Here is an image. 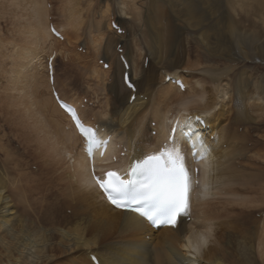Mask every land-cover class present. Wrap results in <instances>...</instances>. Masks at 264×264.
I'll return each mask as SVG.
<instances>
[{
	"label": "bare ground",
	"instance_id": "6f19581e",
	"mask_svg": "<svg viewBox=\"0 0 264 264\" xmlns=\"http://www.w3.org/2000/svg\"><path fill=\"white\" fill-rule=\"evenodd\" d=\"M151 1L157 2L156 0ZM5 4L10 8L11 16H18V19H22V12L28 5V16L34 30L32 37L36 39V49L42 50L43 54H47L46 57L55 55L57 45L61 41L57 40L49 30L50 25L53 24L49 20L52 12L55 11L51 0H7ZM12 7L20 10V13L12 12ZM187 7L192 15L200 11V8L191 1L187 2ZM108 11L107 7L104 13L106 14ZM80 12L74 10L72 0H66L62 6L60 13L62 22L56 23V26L53 25L54 30L64 37V42L71 43L74 30L82 26ZM123 14L125 15V12ZM104 19L103 17L95 26L104 29ZM142 25L146 29L145 33L141 36L140 41L136 37L133 42L136 65L140 64L138 61L141 58V53L139 52H144L150 64L159 72L166 68H174L175 58L187 56L186 52L188 51L184 50L183 47L176 49L177 40L170 32L167 19L163 18V14L159 10L152 9ZM186 27L191 29L190 24H186ZM192 39L203 48L205 55L208 57L214 55L212 46L215 42H213L214 35L209 33L195 34L192 35ZM103 40L102 30H99L98 35L94 36L92 41L97 51L101 48ZM253 43L254 45L251 47L253 55L251 57L255 63L260 64L263 62L261 58L264 59V44L258 45L257 41ZM237 46L239 45L237 44ZM128 47V40H126L125 48L127 50L125 49V53L130 56L128 55ZM114 49L115 46H111V43L107 42L101 57V60L111 59V57L114 59L111 62L113 69V74L110 77L111 81L113 80L112 85L104 86L110 81V78L107 76L108 81L103 75V71L97 69L96 65H93L91 74L95 77L94 80L97 79V82H104L102 90H106V94L115 95V100H109L111 94L108 99L104 98L106 101L103 103L98 98L96 108L99 109L96 115L93 114L94 120L88 119L86 111L81 109L82 103L78 99L65 97L66 99L62 98V100L77 106L83 120L90 126H98L101 136L111 135V144L105 158L96 162L98 170L103 169L104 166L108 167L110 160L114 157H118V162L112 164L113 167H128L134 157L151 155L161 150L163 144L168 140L171 128L177 126L179 122L195 116H200L205 120L206 123L200 126L198 131L207 151L197 148L199 158H201V163L198 165L200 188H194L192 192L191 222L185 221L177 229L159 228L155 230L147 223L142 222L141 218L135 214H126L111 207L92 183L88 172V161L83 153L84 142L77 135L68 116L56 105L52 97V87L47 83V94H41L37 99V103L38 100L41 103V112L38 110L41 117L37 116L38 114L35 112L37 117L32 116L33 120L36 118L35 123L31 120L30 115L27 116L30 118H28L29 121H32L30 126H40V139L49 148L50 156L51 153L53 154V160L68 162L66 163L70 172V185L72 187H68L69 190L67 188L69 194H67V198L65 197L64 203L54 204L50 202L51 194L33 191L29 183L14 187L11 194H8L7 185L0 177V264H178V259H182L183 264H259L258 255L264 258V236L262 232L258 236L257 257L254 256L253 246L247 245L248 239L244 236L245 233L240 235L243 239L238 244L240 258L234 262L229 260V254L233 250L228 253L229 250L224 249V246L230 248L231 244L234 243L229 232L228 235L223 234L226 235V238L221 240L223 243L218 244L219 242L215 238L218 229L222 231L226 229L225 217L228 213L226 204L230 203L227 199L218 198L221 197L224 184H219L221 179L216 176L218 149L228 146V141L223 139V135L216 128V124H220L224 115L223 104L228 100V90L222 89L221 97L216 98L217 102L213 103L205 96L207 88L203 85L197 84L195 86L191 83H182L185 88L180 90L171 82L167 83L166 78L168 77L172 80H180L176 73H164L163 77H161L162 74H158L162 79L159 84H156V81L146 74L144 75L137 67L134 68V63L132 64V60L125 54L124 58L130 67L129 77L132 76V68L135 72L130 79L135 86L136 91L134 92L125 83L126 70ZM224 50L226 51V49ZM234 53L239 54L241 52L234 47ZM99 56L97 55V58ZM31 57V54H27L23 58L19 57L22 61L19 62L18 59L17 61L18 64L22 63L21 68L19 67L21 70L26 69L27 74L31 71L32 81L37 87L40 55L35 56L30 66ZM16 58L18 57L16 56ZM84 67L87 69L89 64L84 65ZM223 74L221 72L216 76L223 77ZM16 76L18 77V74ZM24 98L25 96L22 97V99ZM260 100V98L255 100L256 103L253 102V106H259L263 103ZM30 103L32 104V102ZM174 106L178 108V115L172 120ZM39 107V105H35V108L38 109ZM35 108H33L34 111ZM149 120H151V125L153 122L156 123V128L153 129L155 137H153V131L149 132ZM213 138L216 139V142L211 140ZM190 145H193L192 141L186 142L182 139L179 142V147L185 156L186 166L194 169L195 163H192L193 159L190 157ZM125 151V157L120 158ZM24 190L29 191L25 192ZM64 192L66 193V191ZM227 193L225 192L222 197L229 196ZM213 201L214 203L217 201L218 205H221L220 210L216 209V211L213 206H210ZM66 205H70L73 210V216L70 218L64 216V206ZM40 208L41 211L44 208L45 210H43L51 215V219L57 225L56 236L58 241L55 244H51L52 236L48 237L33 222V217L39 214L37 211ZM25 210L30 214L29 219L23 213ZM202 234L208 240L207 247L200 248L198 254L190 253L186 247L188 240L191 239L195 247L198 237ZM72 236L74 239H71ZM237 239L238 237L233 240ZM81 250L83 251L80 252ZM70 252L77 254V257L68 260L67 256L70 255ZM193 256L195 259H192ZM93 259L96 262H93Z\"/></svg>",
	"mask_w": 264,
	"mask_h": 264
},
{
	"label": "rangeland",
	"instance_id": "374dc122",
	"mask_svg": "<svg viewBox=\"0 0 264 264\" xmlns=\"http://www.w3.org/2000/svg\"><path fill=\"white\" fill-rule=\"evenodd\" d=\"M6 1L0 0V177L7 185L8 194H11L14 187L29 183L33 191L51 194L50 202L64 203L65 197L67 198L69 194L67 188L72 187L68 162L53 160V154L51 153L50 156L49 148L40 139V126H30L32 121L29 119L33 120L34 116L41 117V114L39 115L41 103L40 100L37 103V99L41 94H47L46 85L48 83L51 86L50 79H53L51 87L60 98L78 99L88 119L94 120L93 114L96 115L99 109L96 108L98 98L103 103L110 96V101L115 100V95L106 94V90H102L104 82L94 80L95 77L91 74L92 67L96 65L108 80L113 74L111 62L114 59L111 57L101 60L104 54L103 48L107 42H110L111 46H115V54L120 57L118 49L121 48L122 56L125 57L126 40H128L130 56L127 54L126 56L132 60L134 68L137 67L144 75L156 81V84L161 82L164 73H176L182 83H191L195 86L199 84L207 88L205 96L213 103L217 102L216 98L221 97L222 89L228 90V100L223 104V118L220 124H216L223 139L228 141V146L218 149L216 176L221 179L218 183L224 184L221 197L218 198L227 199L230 203L226 204L228 209L225 217L226 229L223 231L218 229L215 238L218 244L223 243V238H226L223 234L228 235L229 232L234 243L230 248L224 246V249L229 250L228 253L233 250L231 255L229 254V260L234 262L240 258L238 244L243 240L240 235L245 233L244 236L248 239L247 245L253 246L254 256L257 257L258 236L261 232L264 236V152L262 151L264 149V59L260 57L263 62L255 63L251 57L253 55L251 47L254 41H257L258 45L264 44V0H156L157 2L72 0L74 10L81 11L82 26L74 30L71 43L64 42L62 35L63 39L56 38L61 42L57 45L56 58L51 65H48L50 57H46L47 54H43L39 48L36 49V39L32 37L34 30L28 16V5L22 12V19H18V16H11ZM65 1L51 0L55 11L52 12L49 21L55 26L56 23L62 22L60 13ZM188 1L194 2V5L200 8L195 15L188 10ZM107 7L109 11L105 14ZM152 9L159 10L163 18L167 19L170 32L177 40L176 49L183 47L188 51L187 56L174 59L176 60L174 68H166L160 72L157 68H153L144 52H139L141 53L139 65H136L134 59V39L137 37L139 41L141 40V36L146 31L142 22ZM11 11L20 13L15 7H12ZM102 16L105 18L104 29L95 26L103 19ZM186 24H190L191 29H188ZM19 25L20 27H17ZM99 30H102L104 40L97 51L92 41ZM205 33L214 35L215 38L212 45L214 55L211 57L205 55L203 48L192 39V35ZM141 47L144 48L143 43ZM234 47L241 53L235 54ZM12 52L17 54L18 58ZM27 54L32 55L30 66L35 56L40 55L37 87L32 81L31 71L27 74L26 69H20L22 63L18 64V61H22L19 57L23 58ZM97 55H100L99 58ZM87 64H89L88 70L84 67ZM105 64L109 65L108 69H105ZM50 72L53 73L51 78ZM221 72L224 73L223 77L216 76ZM133 73L135 72L132 68L131 77L134 76ZM158 74H162L161 77ZM111 82L113 80L111 81L110 78L104 86H111ZM24 96L25 98L22 99ZM258 98L263 103L253 106V102L256 103L255 100ZM34 102L40 106L38 109L35 108ZM173 111L172 120L178 115V108L174 106ZM27 115H30V118ZM150 123L151 120L148 122L149 132L153 131L154 135L153 129L156 128V123L153 122L152 125ZM211 140L216 142L215 138ZM258 174L262 175L260 181L256 180ZM225 192H228L229 196L222 197ZM257 194L262 198L259 203L256 201ZM211 204L213 209L220 210L221 205L219 206L217 201ZM43 209L37 211L39 214L36 213L33 222L48 237L52 236L51 244H55L58 241L57 225L51 219V215ZM23 213L29 219V212L25 210ZM64 216L66 218L73 216L70 205L64 206ZM237 237L238 241L233 240ZM71 239H74V236ZM67 257L69 260L77 257V254L70 252ZM257 260L259 264H264V258L261 256L258 255Z\"/></svg>",
	"mask_w": 264,
	"mask_h": 264
},
{
	"label": "snow or ice",
	"instance_id": "6c2138e0",
	"mask_svg": "<svg viewBox=\"0 0 264 264\" xmlns=\"http://www.w3.org/2000/svg\"><path fill=\"white\" fill-rule=\"evenodd\" d=\"M128 86L131 87V84ZM61 107L71 114L87 143V156L93 165L91 175L109 204L126 214H135L142 222L171 229H177L181 223L191 218L190 200L195 182L192 173L195 170L186 166L179 142L182 139L193 142L192 163H197L196 149L207 151L198 131L206 123L205 120L195 116L179 122L170 130L169 146L151 155L134 157L123 174L108 170L103 176H96L93 150L106 147L107 141H98L95 131L84 127L72 109L63 104ZM100 155L103 157L104 152L101 151ZM207 245L208 240L202 234L195 247L191 239L186 247L190 253L198 254L199 249ZM178 264H183L182 259H178Z\"/></svg>",
	"mask_w": 264,
	"mask_h": 264
},
{
	"label": "crops",
	"instance_id": "0c3cea01",
	"mask_svg": "<svg viewBox=\"0 0 264 264\" xmlns=\"http://www.w3.org/2000/svg\"><path fill=\"white\" fill-rule=\"evenodd\" d=\"M262 151L264 152V149H262ZM260 152H261V151H260ZM261 179H262V175H261V174H258L257 177H256V180H257V181H260ZM259 196H260L259 194L256 195V201H257L258 203L262 200V198H259Z\"/></svg>",
	"mask_w": 264,
	"mask_h": 264
}]
</instances>
